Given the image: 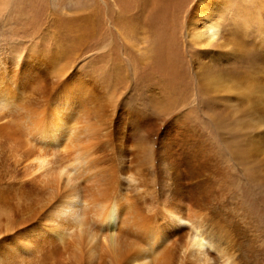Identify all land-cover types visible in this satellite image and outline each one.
<instances>
[{
    "label": "bare ground",
    "instance_id": "bare-ground-1",
    "mask_svg": "<svg viewBox=\"0 0 264 264\" xmlns=\"http://www.w3.org/2000/svg\"><path fill=\"white\" fill-rule=\"evenodd\" d=\"M136 1L147 25L177 15L176 0ZM97 16L49 25L47 52H0V264H264L216 149L170 118L188 68L171 35L160 31L153 59L126 21L116 61L112 34L90 47ZM186 24L197 107L264 187V0H196ZM93 51L104 76L87 68ZM127 95L139 103L122 105Z\"/></svg>",
    "mask_w": 264,
    "mask_h": 264
},
{
    "label": "rangeland",
    "instance_id": "rangeland-1",
    "mask_svg": "<svg viewBox=\"0 0 264 264\" xmlns=\"http://www.w3.org/2000/svg\"><path fill=\"white\" fill-rule=\"evenodd\" d=\"M103 2L101 0H13L7 15L2 14L0 16V52L7 55L9 50L17 49L18 51L20 50L19 52L22 54H25V51H27L30 45L37 48V50L47 52L52 49L51 41L48 42L50 33L52 31H57V28L54 30V28H50L49 25L62 20H74L75 18L80 20L82 18L94 19L96 15H98L97 17L98 20H100V23L97 26V31L93 34L95 37L93 39L91 38L89 41L91 45L90 47H93L100 42V44H107L108 38H110L109 35L112 34L111 37L114 38V58H116V61H121L123 59L126 62L125 54L126 52L128 53L129 47L124 46L126 44H123V41L119 39L120 37L117 35L115 29L122 28L126 21H128L127 24L131 25L132 29V32L129 33L128 37L135 44L138 43L141 38L145 40L147 39V41H150L151 39L150 48H152V56L153 59H155L154 55L157 53V50H159L156 46L158 40H161L160 31L166 30L168 34L171 35L169 40L170 50L176 53L177 55H175L179 59L182 58V66L184 68L188 66V68L185 69L187 71L184 79L187 88H183L184 92L180 94L181 97L175 101H169L170 118H172L173 121L178 118H183V120L188 123L186 124L192 127L193 131L196 129L194 131L196 134L204 137L214 146L216 152H214L211 161L212 165L219 166V168L221 167V169L227 171V174L225 175L227 176V181H229L230 184L235 185L236 189L239 187L238 190L241 191L245 199L244 203L248 206V225L250 231L254 236L259 237L261 243L264 245V192H262L264 187L254 183V180L248 177L244 168L241 167L242 163L239 162L237 158L230 159L227 155L228 153L224 151L225 148L221 145L220 137L222 139L228 137H225L224 130H217L215 125L209 121V118H206V114H202L201 111H199L197 102H195L196 99L192 92L193 83L191 80H188L191 72V69L189 68V59L192 52H190L191 49L186 41V23L192 13L196 0H176L177 5L175 4V6L177 8V15L173 22H171L172 20H169V18H165L164 20L159 19V21L155 22V26L147 25L144 20V17H146L147 14V9H143L142 6L136 8L134 5L135 2H137L136 0H103ZM119 15H123L122 18ZM229 21L230 20L227 18L224 19V24H229ZM79 24L83 23H78L76 25ZM256 28H258V25L253 26V29L255 30L254 34L258 35ZM58 31L60 36L58 39L60 40L64 34L60 29ZM131 51L132 50H130V55ZM169 53L171 54V52ZM68 55L70 56L67 51L66 56ZM97 57H99L98 53L93 61H91L92 65H88L87 68L93 70V72L95 71L97 76H104L103 71L105 72V70L102 69V65L96 63L97 61H94ZM144 67V70L147 69L146 66ZM180 71H183V69H180ZM143 92H145V90ZM155 92H159L158 87H155ZM132 96L133 95H127V97L122 98V105H131L132 103L133 105L138 104V99L131 98ZM171 96V99L176 97L173 96V94ZM247 143L248 142L246 141L243 145H246ZM231 145L235 149H240V146L236 143H232ZM219 147H221V149ZM255 167L257 172L255 177L258 179L260 176H263L264 173L261 175L262 171L260 170L259 172L258 167ZM240 181L241 184L238 185Z\"/></svg>",
    "mask_w": 264,
    "mask_h": 264
}]
</instances>
